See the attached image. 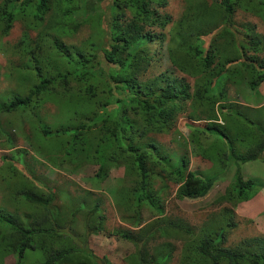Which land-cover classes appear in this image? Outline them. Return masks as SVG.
I'll list each match as a JSON object with an SVG mask.
<instances>
[{
  "label": "trees",
  "instance_id": "16d2710c",
  "mask_svg": "<svg viewBox=\"0 0 264 264\" xmlns=\"http://www.w3.org/2000/svg\"><path fill=\"white\" fill-rule=\"evenodd\" d=\"M167 4L0 0V39L15 22L21 25L12 44L17 59H9L6 75L22 69L27 78L0 94V117L19 113L20 126L37 128L31 138L43 152L73 166H95L92 178L99 185L114 168L120 176L122 167L113 204L119 218L130 223L106 231L105 214L97 215L98 201L69 199V192L40 187L30 178L38 191L15 194L32 211L16 217L0 208V264L8 255L24 264L28 249L43 253L44 261L37 264H112L110 255L96 251L101 249L78 243L103 233L124 242L137 234L141 245L135 246L134 264H170L176 246L181 249L177 264H264V238L226 244L234 224L225 211L219 219L193 226L165 210L170 185L176 187L175 199H197L230 172L232 180L218 200L237 205L258 192L256 180L244 175L240 164L264 161V123L249 115L258 126L249 122L248 128L236 115L248 116L245 112L252 108L244 109L239 92L246 100L263 97L257 87L264 86V36L234 15L241 9L264 21V0H187L190 10L177 20L165 11ZM85 26L90 28L85 38L69 41ZM49 100L64 109V116H53L51 123L36 112L37 105ZM164 135L174 149L158 140ZM27 152L19 150V157ZM201 159L210 161L211 173L199 170ZM67 199L77 205L69 221L58 204ZM77 212L87 236L68 237Z\"/></svg>",
  "mask_w": 264,
  "mask_h": 264
},
{
  "label": "rangeland",
  "instance_id": "374dc122",
  "mask_svg": "<svg viewBox=\"0 0 264 264\" xmlns=\"http://www.w3.org/2000/svg\"><path fill=\"white\" fill-rule=\"evenodd\" d=\"M206 2H208V0H206ZM187 6V0H168L165 11L169 13L173 19L177 20L185 13V11H187V13L189 12L190 8L188 7V9ZM234 17L236 20L253 24L254 30L264 36V21L258 16L239 9L236 11ZM169 26H171V24H169L167 27ZM89 32V26H85L77 31L75 33L76 35L74 37L72 36L69 41L78 43L81 39L85 38ZM20 35L21 25L18 22H15L10 33L0 39V94H5L12 86L19 87V84L24 83L27 80L26 77H23L24 71L22 69L11 76L9 74V76L6 75V73L11 68L9 59L14 61L17 59V57L12 53V44L19 38ZM3 47H5L6 53H4L2 49ZM262 54L264 55V52ZM22 64L27 65L26 59L22 60ZM162 64L163 66L168 65L166 62H162ZM103 66L106 67L104 63ZM243 89L245 90L246 88ZM257 91H259L262 96H264V86L262 87L259 85L257 87ZM229 94L235 95V91L229 90ZM3 97L4 96H1L0 100L3 99ZM237 99L241 102H247L242 103L244 105L250 104V106H245L244 109L255 106L251 103V100H246L245 96L240 94V92ZM230 100L233 101L236 99L234 98L233 100ZM36 112L42 116V121L49 123L53 122V116L55 115L64 116V109L50 100L45 102L42 101L40 105H37ZM235 113L236 112H233L234 115ZM245 113L248 116H245L244 114L240 115V113L236 115L238 120H241L242 123L248 128H250L249 122H252L255 126H258L257 123L253 122L249 116H254L256 113L248 111ZM262 122L264 123V113ZM0 128L4 131L3 134H0L1 209L8 211L16 217H23L26 216L28 212H31L32 210L27 206L26 202H22V200L19 198V195L15 194V191L19 192L23 190L31 193L37 192L38 188L32 184L30 181L32 180L37 182L39 186L43 188L44 186L49 188L58 187L62 192H69V199L70 197L77 199L80 198L79 196H81L89 202L98 201L99 204L96 209L97 215L103 216V214H105L104 226L106 231H110L116 227L122 229L130 227V223H125L119 218L118 212L113 204L114 197L112 191L113 187L115 189L117 186V178L123 173L122 167L120 176L117 177L115 171L118 170L117 168H114L111 171L108 179L99 185V183L92 178L96 170L95 166L80 164L73 166L68 162L52 160L45 152H43L38 146L37 142L31 138L32 135L37 134V128H31L29 125L20 126L19 113L1 116ZM182 129L187 131L186 128ZM261 132L264 134V129H262ZM10 138L12 144H8V140H10ZM30 139H32L36 144L32 143ZM158 140L170 149L175 148V143L171 141L168 135L159 136ZM236 141L237 144L234 143L235 145L233 146L236 147L234 149L238 151V148L241 147L240 136L236 138ZM72 145V143L69 144V148ZM67 147L68 144H65L61 148L59 154L64 155V150ZM19 150H27L28 152L25 153L23 157H19ZM39 154L45 158L41 157ZM189 158L190 163L193 164L194 161L192 154L189 155ZM198 162L200 171H206L207 173H211L213 171L210 161H203L201 159ZM240 167L242 168L241 170L244 175L254 178L258 187L264 188V161L255 159L251 160V162L240 164ZM10 168L13 170H10ZM31 171L33 174L30 173ZM232 174L233 173L230 172L228 176H226L225 181L224 179L219 178V180L214 184L213 188L205 196L197 199H175L173 193L176 187L174 185H170L169 194L165 199L166 212L173 217L183 219L190 225L198 226L203 222L219 219L222 217L225 211L226 216H230L229 223L234 224V226H232L226 234L227 245L234 246L254 237L264 238V190H259L255 197L249 201L240 202L237 205L225 200H218L219 195L223 193L225 184L232 180ZM58 204L61 205L62 210L67 214V220L69 221V213L76 212V201L71 202L67 199L66 202ZM72 205L76 206L73 208ZM69 207H71L70 210H68ZM75 214L78 215L73 218L75 220L74 228H72L71 231H68L67 236H79V233H83L85 236H87V234L84 233L85 230L82 224V216L79 212ZM133 216H135V214ZM144 217L148 219L149 215L144 213L143 218ZM152 219H154L153 215L150 220ZM66 225L68 224L66 223ZM140 226H132V229L136 230ZM90 238L91 241L86 240V243L85 240L83 241V238H80V242L78 243L84 244L89 248L95 247L97 249H101L100 252L94 248L99 254H103V252H105L106 254L110 255L112 257V264H134L133 258L137 259L135 246L141 245V239L137 237V234L131 236V239L129 240L130 242L116 240L115 237L114 239H109V237L104 233L98 236L90 235ZM163 238L164 237L160 238V240ZM168 240L173 239L168 238ZM175 243L178 244L179 241H176ZM180 251V246H176L173 251V260L170 264L178 263ZM139 252L140 250H137L138 254ZM91 259L94 263L95 258L91 256ZM43 260L44 255L41 251L37 249H28L26 251L24 264H37ZM96 262L97 264H100L98 261ZM1 264H15V257L11 255L5 256ZM84 264L89 263L87 261Z\"/></svg>",
  "mask_w": 264,
  "mask_h": 264
},
{
  "label": "crops",
  "instance_id": "0c3cea01",
  "mask_svg": "<svg viewBox=\"0 0 264 264\" xmlns=\"http://www.w3.org/2000/svg\"><path fill=\"white\" fill-rule=\"evenodd\" d=\"M251 101H252L251 103L253 105H255V106H253L252 108L247 109L246 111L255 112L256 114L254 116H256V118L258 120L260 119L262 121L263 120L264 107L262 108L263 111H261L260 114H257V111H258L260 105L264 104V96L260 100H251ZM254 116H253V118H254Z\"/></svg>",
  "mask_w": 264,
  "mask_h": 264
},
{
  "label": "clouds",
  "instance_id": "9594fccd",
  "mask_svg": "<svg viewBox=\"0 0 264 264\" xmlns=\"http://www.w3.org/2000/svg\"><path fill=\"white\" fill-rule=\"evenodd\" d=\"M238 101H239V100H238ZM239 102H240L241 104H242V103H247V102H241V101H239ZM242 105H244V104H242ZM263 105H264V104H262L261 106H263ZM245 106H250V104H249V105H245ZM219 121H220V120H219ZM189 159H190V158H189ZM189 165H190V164H189ZM110 173H111V172H110ZM225 185H227V183H226ZM225 187H226V186H225ZM225 187H224V189H225ZM259 190L263 191L264 188L259 187V188H258V191H259ZM223 191H224V190H223ZM257 193H258V192H257ZM257 193H256V194H257ZM173 196H174V193H173ZM202 197H203V196H202ZM254 197H255V196H254ZM200 198H201V197H200ZM263 204H264V200H263ZM44 259H45V258H44ZM43 261H44V260H43ZM40 262H41V261H40Z\"/></svg>",
  "mask_w": 264,
  "mask_h": 264
}]
</instances>
